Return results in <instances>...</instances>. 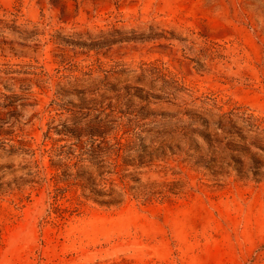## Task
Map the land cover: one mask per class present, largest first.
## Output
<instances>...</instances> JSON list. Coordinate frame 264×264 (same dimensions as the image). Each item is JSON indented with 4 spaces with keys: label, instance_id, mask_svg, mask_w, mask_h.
Returning <instances> with one entry per match:
<instances>
[{
    "label": "rangeland",
    "instance_id": "374dc122",
    "mask_svg": "<svg viewBox=\"0 0 264 264\" xmlns=\"http://www.w3.org/2000/svg\"><path fill=\"white\" fill-rule=\"evenodd\" d=\"M0 264H264V0H0Z\"/></svg>",
    "mask_w": 264,
    "mask_h": 264
},
{
    "label": "trees",
    "instance_id": "16d2710c",
    "mask_svg": "<svg viewBox=\"0 0 264 264\" xmlns=\"http://www.w3.org/2000/svg\"><path fill=\"white\" fill-rule=\"evenodd\" d=\"M95 190V189H94ZM92 191H93V189H92Z\"/></svg>",
    "mask_w": 264,
    "mask_h": 264
}]
</instances>
